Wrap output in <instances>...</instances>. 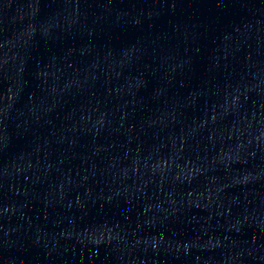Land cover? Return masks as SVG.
Segmentation results:
<instances>
[{
    "label": "water",
    "instance_id": "1",
    "mask_svg": "<svg viewBox=\"0 0 264 264\" xmlns=\"http://www.w3.org/2000/svg\"><path fill=\"white\" fill-rule=\"evenodd\" d=\"M122 264H264V99L189 195Z\"/></svg>",
    "mask_w": 264,
    "mask_h": 264
}]
</instances>
